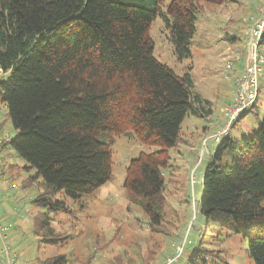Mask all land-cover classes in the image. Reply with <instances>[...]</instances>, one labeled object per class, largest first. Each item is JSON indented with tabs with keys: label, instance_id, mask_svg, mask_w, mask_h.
<instances>
[{
	"label": "trees",
	"instance_id": "16d2710c",
	"mask_svg": "<svg viewBox=\"0 0 264 264\" xmlns=\"http://www.w3.org/2000/svg\"><path fill=\"white\" fill-rule=\"evenodd\" d=\"M164 1L0 0V99L16 131L0 153L11 148L35 171L23 185L42 189L34 200L48 210L35 217L41 243L65 242L49 218L68 212L55 196L79 200L109 182L115 137L127 133L157 148L130 162L124 188L152 230L162 226L170 150L181 141L186 117H209L213 110L189 73L179 76L154 57L151 26L163 16L176 56L189 59L201 8L236 0H170L166 16ZM223 119L221 128L224 112ZM230 149L233 158L219 163ZM202 184L199 210L207 223L247 237L249 257L264 264V117L252 137L220 143ZM201 253L197 248L188 262ZM75 261L59 255L41 264Z\"/></svg>",
	"mask_w": 264,
	"mask_h": 264
},
{
	"label": "rangeland",
	"instance_id": "374dc122",
	"mask_svg": "<svg viewBox=\"0 0 264 264\" xmlns=\"http://www.w3.org/2000/svg\"><path fill=\"white\" fill-rule=\"evenodd\" d=\"M169 2L164 1V16ZM256 17L255 4L251 0H236L221 6L204 5L198 15L197 31L190 47L191 58L183 60L178 59L169 41L163 16L152 23L150 36L154 42V57L179 76L191 75L196 92L211 102L215 120L224 122V107L233 98L234 88L228 75L233 76L234 73L232 75L226 70V64L231 61L234 67L240 65L237 53L242 57L247 52V28ZM233 37L241 39L240 48L237 40L232 41ZM3 76L0 73V78ZM263 117L264 74L255 109L221 142L227 138L238 141L252 137L259 130ZM207 126H210V121L205 116L189 115L182 124L181 141L170 150L171 167L166 171V212L164 222L156 232L151 228L149 216L124 184L130 162L141 152L157 148L145 147L133 133H127L115 137L113 178L109 182L94 194L82 196L79 200L71 199L63 192L55 196L54 200L62 202L68 210L49 214L55 233L66 238L58 245L40 242L42 236L36 233L35 217L41 213L48 214V210L36 206L34 200L42 189L37 185L24 187V181L35 171L26 170V162L8 147L7 152L0 153V158L12 155L0 172V222L4 226L2 233L6 243L10 245L11 252L18 255L19 264H41L59 255L76 260L78 264L87 262L89 256V264H163L174 257L178 247L183 248V255L175 264H255L249 257L247 237L234 235L212 222L208 224L200 213L203 176L221 143L209 140L210 153L206 151L203 145L215 133L210 126L212 130L205 135ZM0 136L11 139L16 136L8 109L1 99ZM233 154L234 150H228L219 163L229 162ZM9 164L15 165L12 167L14 171L9 169ZM2 172L7 183L1 181ZM197 248L202 253L195 263H189ZM3 263L6 261L0 251V264Z\"/></svg>",
	"mask_w": 264,
	"mask_h": 264
},
{
	"label": "built area",
	"instance_id": "2783aa9c",
	"mask_svg": "<svg viewBox=\"0 0 264 264\" xmlns=\"http://www.w3.org/2000/svg\"><path fill=\"white\" fill-rule=\"evenodd\" d=\"M256 18H252V23L247 30V57L244 64V70L240 74H235L232 78L233 84V102L224 109L225 126L219 129L209 140L220 143L222 138L227 135L235 124L246 112H250L256 106L260 93V80L264 73V54L262 39L264 35V0L257 1ZM237 60L241 58V54L237 53ZM226 70L234 71V65L231 62L226 64ZM228 77H230L228 75ZM10 138L0 137V144L9 142ZM205 142L204 147L207 146ZM207 148V147H205ZM2 159L0 158V171ZM4 227L0 224V242L2 251L5 255L4 264H14L17 262L18 255L10 251L9 245L6 243V237L2 233ZM183 255V248L178 247L174 257H170L163 264H175Z\"/></svg>",
	"mask_w": 264,
	"mask_h": 264
},
{
	"label": "crops",
	"instance_id": "0c3cea01",
	"mask_svg": "<svg viewBox=\"0 0 264 264\" xmlns=\"http://www.w3.org/2000/svg\"><path fill=\"white\" fill-rule=\"evenodd\" d=\"M253 1V3L255 4V9H256V7H257V1L258 0H251V2ZM248 3V2H247ZM247 33V32H246ZM236 38V40L238 41V43H237V46H238V48H240V42H241V39L240 38H238V37H235ZM242 52H244V50H242ZM246 57H247V52L246 53H243V55H242V57L240 58V60H239V62H240V65L238 66V65H236V67H234V71L232 72V75H233V73H234V75L233 76H235V74H240V73H242L243 72V70H244V64H245V60H246ZM264 74V73H263ZM233 76H230V77H228V79H231L230 81L232 82V78H233ZM233 85V84H232ZM231 87V89H232V86H230ZM231 102V101H230ZM229 102V103H230ZM226 106V105H225ZM224 107V106H223ZM225 108V107H224ZM224 111V110H223ZM214 110H213V112H212V115L211 116H209V117H207V120H209L210 121V126H212L213 128H214V131H217L219 128H221L223 125H224V122L222 121V120H219V119H217V120H215L216 118H215V116H214ZM215 118V119H214ZM214 119V120H213ZM210 126H207L205 129H204V134L205 135H207V134H209V131L210 130H212V128H210ZM10 138V137H9ZM13 139V138H12ZM11 138H10V140H12ZM202 145H203V143H202ZM204 147V146H203ZM206 149V151L208 152V153H210V151H209V148H208V145H207V148H205ZM7 150L8 149H6L4 152H7ZM12 157V155L11 154H8V155H5V163H4V165L5 164H8L7 163V160L8 159H10ZM2 159V158H1ZM12 165L11 164H9L8 165V167H10L9 169H11L12 171H14V169L11 167ZM1 181H5V183H7L8 181H6L5 180V175H4V173L2 172V175H1ZM16 188V187H15ZM0 221H1V219H0ZM4 221H5V219H4ZM6 222V221H5ZM1 251V250H0ZM17 264H19V262H18V260H17Z\"/></svg>",
	"mask_w": 264,
	"mask_h": 264
}]
</instances>
